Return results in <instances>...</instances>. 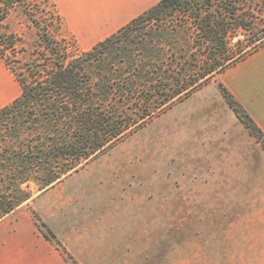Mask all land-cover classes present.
<instances>
[{
    "label": "rangeland",
    "instance_id": "rangeland-1",
    "mask_svg": "<svg viewBox=\"0 0 264 264\" xmlns=\"http://www.w3.org/2000/svg\"><path fill=\"white\" fill-rule=\"evenodd\" d=\"M46 26L82 50L98 42L71 31L53 0L8 9L0 0V34L17 47L34 45ZM219 76L5 218L0 237L34 233L37 248L54 251L35 212L80 264H264V148Z\"/></svg>",
    "mask_w": 264,
    "mask_h": 264
},
{
    "label": "trees",
    "instance_id": "trees-1",
    "mask_svg": "<svg viewBox=\"0 0 264 264\" xmlns=\"http://www.w3.org/2000/svg\"><path fill=\"white\" fill-rule=\"evenodd\" d=\"M3 3L8 9L21 0ZM37 36L31 47H17L0 34V58L20 88L0 108V222L108 153L152 112L262 47L264 0H158L84 50L48 26ZM9 51L21 55L8 60ZM218 87L264 148L263 130ZM31 218L68 264H80L35 212Z\"/></svg>",
    "mask_w": 264,
    "mask_h": 264
},
{
    "label": "crops",
    "instance_id": "crops-1",
    "mask_svg": "<svg viewBox=\"0 0 264 264\" xmlns=\"http://www.w3.org/2000/svg\"><path fill=\"white\" fill-rule=\"evenodd\" d=\"M53 1L58 3L71 31L89 33L88 38L96 42L158 0ZM219 78L264 132V45L226 69ZM14 79L0 58V108L19 94H14ZM35 238L34 233L30 237L24 232L0 237V264H68L56 249L37 248Z\"/></svg>",
    "mask_w": 264,
    "mask_h": 264
}]
</instances>
